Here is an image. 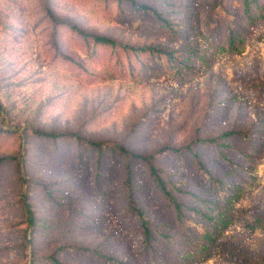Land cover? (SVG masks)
Returning <instances> with one entry per match:
<instances>
[{"label":"rangeland","instance_id":"374dc122","mask_svg":"<svg viewBox=\"0 0 264 264\" xmlns=\"http://www.w3.org/2000/svg\"><path fill=\"white\" fill-rule=\"evenodd\" d=\"M134 1L165 23L131 1L0 0V158L22 159L0 164V264H54L53 255L185 264V250L198 254L194 264L264 258V20L230 52L220 44L225 15L238 17L241 0ZM48 8L86 33L180 62L96 45L53 23ZM120 147L155 156L181 218L148 164ZM128 166L149 244L129 207Z\"/></svg>","mask_w":264,"mask_h":264},{"label":"trees","instance_id":"16d2710c","mask_svg":"<svg viewBox=\"0 0 264 264\" xmlns=\"http://www.w3.org/2000/svg\"><path fill=\"white\" fill-rule=\"evenodd\" d=\"M117 1H131L133 4H135V6L137 8H139L142 12H150L154 15V17H156L159 21L165 23V19L163 18V16L161 14H159L155 9L149 7L146 4H137L134 0H117ZM264 0H241V4L240 7L242 9V13L238 16V17H229V14L226 12L225 15V30H224V34H222L221 37V46L230 51V52H235L236 50H238L239 48H241L245 41L244 39L246 38V33L249 27H254L256 26L259 22L264 20ZM47 13L50 17V19L53 21V23H55L56 25H66L70 28V30H72L73 32L77 33L78 35H80L81 37H83L84 39H88L90 41H92L94 44L96 45H100V46H107V47H121L124 50H128L131 49L132 51L135 52V50H140V51H148L151 52L153 54L156 53H164L166 54V58L168 59V61L170 63L173 64V67L175 68L176 66H178L177 59L175 58L174 54L172 53H167L164 50H161L159 48H152V47H142L139 49H135L133 47H129L128 45H124L121 43H118L116 41H114L113 39L107 37V36H102V35H95V34H91V33H86L85 31H83L81 28H79L78 25L76 24H72V23H67L64 22L62 20H59L55 17L53 11L48 8ZM177 61V62H176ZM169 65V64H168ZM167 65V67H168ZM173 68V69H174ZM35 133L39 136L42 137H46V138H51V139H58L61 138L62 136L60 135H56L53 133H46V132H41L38 130H35ZM234 132H229L225 135H223L222 137H228L230 135H233ZM72 137L75 138L77 143H82L85 141L84 138H82L81 136L77 135V134H72ZM87 144L89 146H93V147H97L101 150V145L93 142V141H88ZM120 150L130 159V160H141L144 161L148 164L150 172L152 174V176L156 179L157 184L160 186V188L162 189V192L165 194V196L168 198V200L173 204L177 215L179 218L182 217V208L181 205L176 201V199L172 196V194L169 192V190L166 187L165 182L162 180L160 174H159V170L158 168L154 165L153 161L155 156L154 155H142V154H138V153H134L131 151H128L126 148L124 147H120ZM8 161H18L19 163L22 161V159L19 156H8V157H3L0 158V164L4 163V162H8ZM126 185L128 187V192H129V207L131 209V211L135 212L136 215L139 217V219L142 222V227L144 229V234H145V238L147 243H150V239H151V231H150V226L148 225V222H146V220L144 219L141 211L139 210V208L136 206L135 203V198L134 196L131 194L133 192L132 190V168L131 166L127 167V171H126ZM212 183V188L214 192L220 193L222 188L221 186L215 182V181H211ZM224 190V189H223ZM24 205H25V209H26V213H27V217H28V221L30 223V225L32 226L34 224V214H33V210L28 202L27 196L24 195ZM228 200H229V196H228ZM205 219L209 222V223H215L216 225L215 230H217L220 226L218 223V220L212 218V216H206L204 215ZM206 237H210L211 238V234H206ZM187 239V238H186ZM187 241H189L187 239ZM185 247V246H184ZM188 248V247H187ZM186 248V249H187ZM206 248L209 250L210 246H206ZM189 251H193L192 250V246H189ZM168 254L173 255L175 254V249H169L168 250ZM193 260H191V254L188 253L187 250H185V253L182 256V262H184L185 264H194L195 258L197 257V253L193 251ZM207 254L204 253L202 254V256H206ZM54 264H63L58 257H56V255L50 256L49 258ZM163 264H165V259L162 262ZM166 264H170L169 262H166ZM175 264H179V262H175ZM258 264H264V258L258 263Z\"/></svg>","mask_w":264,"mask_h":264}]
</instances>
